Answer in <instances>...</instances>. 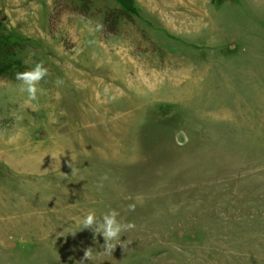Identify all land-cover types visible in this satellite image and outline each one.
Segmentation results:
<instances>
[{
  "label": "rangeland",
  "instance_id": "374dc122",
  "mask_svg": "<svg viewBox=\"0 0 264 264\" xmlns=\"http://www.w3.org/2000/svg\"><path fill=\"white\" fill-rule=\"evenodd\" d=\"M0 43V264H264V0H0Z\"/></svg>",
  "mask_w": 264,
  "mask_h": 264
},
{
  "label": "clouds",
  "instance_id": "9594fccd",
  "mask_svg": "<svg viewBox=\"0 0 264 264\" xmlns=\"http://www.w3.org/2000/svg\"><path fill=\"white\" fill-rule=\"evenodd\" d=\"M48 76V69L44 66L43 62L36 63L31 70L25 72H18L16 79L20 82L19 88L21 92L27 93L26 104L31 105L32 102L38 100V94H43L44 89L38 87L41 81ZM57 85L63 84V80L58 79ZM106 179V177H105ZM130 211H135L136 205L130 204ZM177 211V208L171 209ZM120 213L115 209H110L107 213L98 217L95 211H89L86 216L83 217L81 223L84 229H90L95 236H102L105 243L103 250L105 252H111L115 250L117 245L123 248L126 245V241H123L122 233H126L136 227L134 222L123 223L118 217ZM75 235V233H73ZM115 242V243H114ZM92 259V249L85 250L84 257L80 261V264H84L85 261Z\"/></svg>",
  "mask_w": 264,
  "mask_h": 264
},
{
  "label": "trees",
  "instance_id": "16d2710c",
  "mask_svg": "<svg viewBox=\"0 0 264 264\" xmlns=\"http://www.w3.org/2000/svg\"><path fill=\"white\" fill-rule=\"evenodd\" d=\"M121 15H122V13L120 11H114V10L113 11H109L107 13V17L105 19V23L111 27V31L112 32L115 31L114 27L117 25L118 20L120 19ZM0 45H2V43H0ZM0 65H1L0 66L1 68L9 67L8 64L2 63V62H0Z\"/></svg>",
  "mask_w": 264,
  "mask_h": 264
}]
</instances>
